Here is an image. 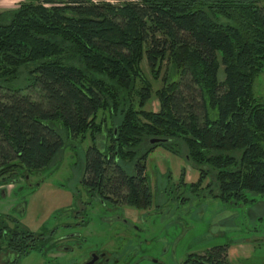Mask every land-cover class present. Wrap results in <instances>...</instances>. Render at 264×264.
<instances>
[{
    "label": "trees",
    "instance_id": "1",
    "mask_svg": "<svg viewBox=\"0 0 264 264\" xmlns=\"http://www.w3.org/2000/svg\"><path fill=\"white\" fill-rule=\"evenodd\" d=\"M167 54L180 79L157 90L158 111L145 110L140 62L158 72ZM263 70L264 0H38L1 11L0 184L45 170L89 137L83 184L115 203L150 204L146 160L157 146L198 172L190 187L209 179L207 197L257 202L264 98L253 83ZM101 109L108 117L97 121ZM6 234L9 247L31 236L0 223ZM210 258L228 264L226 245Z\"/></svg>",
    "mask_w": 264,
    "mask_h": 264
},
{
    "label": "rangeland",
    "instance_id": "2",
    "mask_svg": "<svg viewBox=\"0 0 264 264\" xmlns=\"http://www.w3.org/2000/svg\"><path fill=\"white\" fill-rule=\"evenodd\" d=\"M29 1L38 3V0H0V12L17 8L21 3ZM116 1L113 0L110 3L118 4L125 0ZM147 31L150 32L151 29ZM155 35L156 37H163L164 33L160 31ZM171 66L168 54L163 58L158 72L156 71L157 73L151 70L145 56L141 60V71L151 86V96L144 106L145 110L158 111L160 104L156 95L157 90L165 88L170 81L180 79L178 74L173 73L174 68H171ZM219 79L220 81L223 79L222 70L219 71ZM20 82L22 84L26 83L22 79ZM138 84L140 85V83ZM253 91L257 97L264 98V70L256 76ZM6 94L4 88L0 89V97ZM29 94L33 100H38L39 94L37 91H30ZM104 116L108 117L106 109L98 110L97 121H100ZM107 120L109 119L107 118ZM107 124L109 125V121ZM100 136L102 137V135ZM90 143L91 140L87 137L81 148H76L77 145H75L71 149L67 147L61 150L56 159L51 161L48 168L43 172L45 173L41 180L43 184H40L41 181L39 182L41 176L38 178L37 173H35L27 179L22 176L19 177L18 183H14L16 187L14 190H12L13 186L11 184L5 188L2 187L5 189V195L3 194L0 197V214H7H2L0 223H5L11 228L15 225L25 224L28 227L23 226L27 228L28 232L30 231L32 236H35L39 232H47L51 227L56 230L61 223L71 224L74 222L72 216L75 213V208H71L70 205H65L66 208L62 210H52L56 203L54 193H57L53 190L55 187L62 186L69 193L71 191L80 193L75 206H84L83 199L87 197L81 192L82 188L77 184V180L83 171L84 151ZM154 149L149 161L154 170H152V173L150 172L152 176L150 182L153 183V198L156 202L169 204L167 212L154 215L152 214L153 207L135 210L133 207L122 205L117 211L121 215L124 213L125 218L136 221L133 223L135 227L132 228L120 222L119 219L113 220L112 224L99 220L96 216L98 215V207L102 206L93 202V208L90 209L94 210L91 213L93 221L88 228L91 234L86 237L87 242L89 241L88 245L92 246L97 243L103 244L104 248L109 247L110 250L113 249L120 253L132 252L129 244L132 246L134 240H130L128 243L126 238L135 237L138 234L140 252L135 258L142 254L157 259L159 264H177L186 257L188 252L194 251L192 252L193 255L201 254L206 248L215 244L231 242L232 247L228 251V264H264V198H260L259 201L254 203L235 202L232 199L224 202L223 200L202 196V194L197 196L192 193L200 188L208 191L206 186L209 179L206 178L201 182L200 187L193 186L194 189L191 192L187 189L190 198L186 200L184 195L186 187L175 190L177 187H174V185L177 183L168 182L166 177H159L156 180L157 177L154 175V172L155 174L158 172L157 166L159 164L157 162L164 161L165 158L170 159L172 157L178 159L181 163H185L186 160L167 152L161 146ZM168 172L167 170L165 173ZM34 182L38 183L36 187L31 186ZM171 187L176 191V196H182L179 200L181 205L175 206L172 204L169 190ZM175 198L178 201V198ZM177 201L176 203H178ZM25 203L27 211L25 216L21 218L22 214L19 213L22 212ZM149 210L151 213L147 214L146 211ZM46 214L48 215L44 217ZM7 243L8 235L6 234L0 238V264H4L12 256V252L7 250ZM48 251L47 254L36 249L31 250L28 254H26V251L14 263L80 264L82 261L81 259L72 260L68 255L63 259V257L54 256L56 254L50 248ZM139 264L153 263L146 258L144 262H139Z\"/></svg>",
    "mask_w": 264,
    "mask_h": 264
},
{
    "label": "flooded vegetation",
    "instance_id": "3",
    "mask_svg": "<svg viewBox=\"0 0 264 264\" xmlns=\"http://www.w3.org/2000/svg\"><path fill=\"white\" fill-rule=\"evenodd\" d=\"M146 168H147V165H146ZM83 175L84 173L82 171V173L80 174V177L77 180V184L80 185V187L82 188L81 192L84 193L87 197L86 199H83L85 202L84 206L82 207H80L79 205L75 206L77 198L80 195V193L78 194V193L71 191L72 192L71 193L72 204H70V207L75 208V213L72 216L74 222H72L71 224L61 223V225L58 226L56 230L51 227L47 232L42 231V232H39L38 235L27 236L26 238L24 237L25 238L24 240L19 239L17 240L16 244H14L12 247H9L7 245V248H8L7 250L12 252V256L8 259L7 262L5 261L4 264H16L14 262H17V259H19V257L22 256L23 253H26L27 251L26 254H28L31 250H34V249L40 250L41 252H46L47 254L49 253L48 251L49 248L54 254H56L54 256L63 257L64 259V257H67L68 255L72 260L81 259L82 261L80 262V264H139V262H144L146 258L152 261L153 264H159V261L157 259L146 257V256H143L142 254L138 258H135L140 252L138 234H136L135 237L126 238L128 243L130 242V240L131 241L134 240V244L132 246L131 244H129L130 250H132V252L128 251V252L120 253L113 249L110 250L111 248L109 247L104 248L103 244H97V243L92 246L88 245L89 241L87 242L86 237L88 234H91L88 228L90 227L93 221L91 213H93L92 211L94 210L93 209L90 210L91 208H93L92 207L93 202L102 206V207H98L99 208L98 215L96 217H98L99 220H103L104 223L106 222V223L112 224L113 220L119 219L120 222L125 223L126 225H129L132 228H134L135 225L133 223L136 221L130 218L129 219L125 218L124 213H122L121 215L117 211L124 204L115 203L110 198H107L106 195L100 194L97 191V189H93V188L85 186L83 184ZM146 175L148 177L150 190H151V202L147 206V208L153 207L154 210H152V214L154 215H157V213L167 212L166 210H167V207H169V204L166 205V203L156 202V200H154L153 193H152L153 183L150 182V178L147 173ZM39 180H41V178H39ZM37 185L38 184L34 182L32 183L31 186L33 187ZM174 187H177L175 188V190L181 189V187H184V188L186 187L184 191L186 200H189L190 198V196H188L187 189H189L190 192L192 191V189H194L193 187H190L187 184L181 185L179 182L176 185H174ZM172 188L173 187H171L170 189L168 188L171 193L170 199H172L171 200V202H173L172 204L175 206L181 205L180 203L181 201L179 200L182 198V196L180 195L179 197L176 196V193H175L176 191H174ZM192 193H194L197 196H200L201 194L202 196H207L206 189L200 188L199 190L195 192L193 191ZM175 197L178 198V201ZM176 201L178 203H176ZM128 207H131V206H128ZM65 208L66 207H63L62 209H65ZM146 213L150 214L151 211L150 210L146 211ZM225 245H226L227 251H229V249L232 247L231 242H224V243L215 244L209 248H206L205 251L201 254L198 253V254L193 255L192 252L194 251H191V252H188L186 254V257L183 260L179 261L177 264H218L217 262L210 260L211 250H213L215 247L219 248Z\"/></svg>",
    "mask_w": 264,
    "mask_h": 264
},
{
    "label": "crops",
    "instance_id": "4",
    "mask_svg": "<svg viewBox=\"0 0 264 264\" xmlns=\"http://www.w3.org/2000/svg\"><path fill=\"white\" fill-rule=\"evenodd\" d=\"M154 150L155 149H153L149 153V155L147 156V160H146V165H147L146 173L150 177V181L152 179L151 178L152 177L151 176V173H152L153 167L149 164V161H150V155L152 154V152H154ZM164 158H165V156H164ZM165 161H166V163H165ZM157 163L159 164L157 166V171L158 172H157V174H155V172H154V175L157 177L156 180L159 177H161V178L162 177H166V179H167L168 182L178 183L179 182V179H180V175H181L182 168H184L185 174H184L183 183L181 185L191 184V183L197 181V179H198V176H199L198 175V172L190 164H188L186 161H185V163H183V162L181 163V161H179L178 159H175V158L170 157V159L169 158H165L164 161L161 160V161H159ZM45 170L39 172V174L37 173L38 178H39V176H41V180L44 177V174L45 173H43V172ZM167 170L169 171L168 172L169 174L168 173H165V172H167ZM155 176H153V177L155 178ZM41 180H39V182ZM15 183H18V182H15ZM9 184H11L13 186L12 190H14L16 188L14 183H9ZM9 184H0V188H2V187L5 188ZM40 184H43V181H41ZM34 188H31V189H34ZM4 191H5V189H3V188L0 189V197L3 196V194L5 195V192ZM53 191H55L57 193H54L56 195V203H55V207L52 210L58 211L59 209H62L63 207H65V205L68 206V205L71 204V202H72V195H71V192L69 193V191L66 190V188H64L62 186L59 187V188H56L55 187V189ZM7 195H8V193H7ZM133 209L136 210V208H133ZM21 211L22 212L19 213V214H22V216L21 215L20 216H21V218H23L25 216V214H26V211H27L26 203H25V206L22 208ZM2 214H5L6 215L7 213H2ZM47 215L48 214H46L44 217H46ZM23 225L24 226H27L25 224H23Z\"/></svg>",
    "mask_w": 264,
    "mask_h": 264
},
{
    "label": "water",
    "instance_id": "5",
    "mask_svg": "<svg viewBox=\"0 0 264 264\" xmlns=\"http://www.w3.org/2000/svg\"><path fill=\"white\" fill-rule=\"evenodd\" d=\"M164 141H165L164 138H158V137H153L148 140L149 144L161 143ZM26 178H28V175H26Z\"/></svg>",
    "mask_w": 264,
    "mask_h": 264
},
{
    "label": "built area",
    "instance_id": "6",
    "mask_svg": "<svg viewBox=\"0 0 264 264\" xmlns=\"http://www.w3.org/2000/svg\"><path fill=\"white\" fill-rule=\"evenodd\" d=\"M93 2H98L99 0H92ZM104 1H106V2H111V1H113V0H104ZM118 1V0H117ZM116 1V2H117Z\"/></svg>",
    "mask_w": 264,
    "mask_h": 264
}]
</instances>
